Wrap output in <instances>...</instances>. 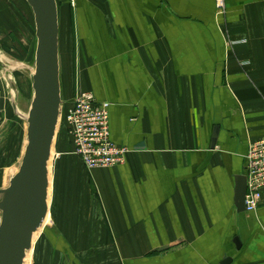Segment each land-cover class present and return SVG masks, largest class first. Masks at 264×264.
I'll return each mask as SVG.
<instances>
[{
  "label": "crops",
  "instance_id": "obj_1",
  "mask_svg": "<svg viewBox=\"0 0 264 264\" xmlns=\"http://www.w3.org/2000/svg\"><path fill=\"white\" fill-rule=\"evenodd\" d=\"M58 1L63 106L93 92L110 104L111 140L130 152L88 171L60 126L32 257L264 264V190L257 212L236 206L249 145L264 139V0H225L223 14L216 0Z\"/></svg>",
  "mask_w": 264,
  "mask_h": 264
},
{
  "label": "water",
  "instance_id": "obj_2",
  "mask_svg": "<svg viewBox=\"0 0 264 264\" xmlns=\"http://www.w3.org/2000/svg\"><path fill=\"white\" fill-rule=\"evenodd\" d=\"M34 15L37 46L32 70L33 99L27 116V145L19 171L0 189V264H25L34 237L49 213L48 163L61 126L63 107L60 24L57 0H26ZM0 51V68L3 67ZM11 88L17 92L15 82ZM14 104L15 110L17 109ZM214 133L212 149L217 145ZM247 173L240 177L236 206L245 212ZM226 259L223 264H229Z\"/></svg>",
  "mask_w": 264,
  "mask_h": 264
},
{
  "label": "rangeland",
  "instance_id": "obj_3",
  "mask_svg": "<svg viewBox=\"0 0 264 264\" xmlns=\"http://www.w3.org/2000/svg\"><path fill=\"white\" fill-rule=\"evenodd\" d=\"M31 11L26 0H0V51L3 63V67L0 68V109L2 112L0 115V189L8 188L12 177L19 171L23 163L20 160V147L23 144L24 155V148L27 145L25 134L28 126L27 116L33 99L32 70L35 67L37 46L34 15ZM60 12H62V7H60ZM75 50L76 46L73 47V64L77 65L78 54ZM66 74L62 69L61 80L65 90V87L69 85ZM11 81L15 82L17 92L11 88ZM13 103L16 104V110ZM57 141L56 139L54 148ZM57 153L59 151L56 152L54 149L51 174H54L53 167ZM31 257L32 253L29 257V264H38L34 253L33 263Z\"/></svg>",
  "mask_w": 264,
  "mask_h": 264
},
{
  "label": "built area",
  "instance_id": "obj_4",
  "mask_svg": "<svg viewBox=\"0 0 264 264\" xmlns=\"http://www.w3.org/2000/svg\"><path fill=\"white\" fill-rule=\"evenodd\" d=\"M216 4L218 12L223 14L227 7L225 0H216ZM228 43L231 46L236 44L233 41ZM109 109V103H99L93 92L82 90L76 91L68 109L64 111L62 107L61 120L64 116L74 154L82 160L88 171L124 165L130 152L127 147L118 146L111 140ZM247 153L245 208L247 212L255 213L263 199L264 139L251 142Z\"/></svg>",
  "mask_w": 264,
  "mask_h": 264
},
{
  "label": "bare ground",
  "instance_id": "obj_5",
  "mask_svg": "<svg viewBox=\"0 0 264 264\" xmlns=\"http://www.w3.org/2000/svg\"><path fill=\"white\" fill-rule=\"evenodd\" d=\"M26 146V145H25ZM52 155H53V149H52ZM52 155H51V158H50V161H49V163H48V169H49V181H50V186H49V194L51 193L50 191H51V184H52V174H51V159H52ZM48 204L50 205V196L48 195ZM48 221H49V213H48V216H47V218H46V220H45V222H44V225L42 226V228H41V230H39L37 233H36V235H35V237H34V242H35V239H36V237L38 236V234L42 231V229H44V227L47 225V223H48ZM31 253H32V250L28 253V255H27V258H26V261H25V264H29V257H30V255H31Z\"/></svg>",
  "mask_w": 264,
  "mask_h": 264
},
{
  "label": "trees",
  "instance_id": "obj_6",
  "mask_svg": "<svg viewBox=\"0 0 264 264\" xmlns=\"http://www.w3.org/2000/svg\"><path fill=\"white\" fill-rule=\"evenodd\" d=\"M57 2H58V6H59V11H60V1H58L57 0ZM70 9H71V6H70ZM69 16H70V21H71V30H72V36H73V43H74V33H73V22H72V12H70V14H69ZM75 44V43H74ZM64 111H65V108H64ZM63 119H64V116H63ZM62 119V124H61V127L62 128H64V125L65 126H67V124H66V122H65V120H63ZM68 133H69V130H68ZM71 141H72V139H71ZM73 143V142H72Z\"/></svg>",
  "mask_w": 264,
  "mask_h": 264
}]
</instances>
